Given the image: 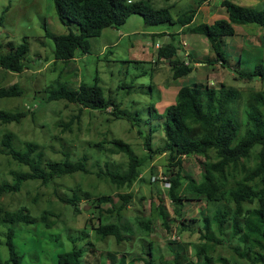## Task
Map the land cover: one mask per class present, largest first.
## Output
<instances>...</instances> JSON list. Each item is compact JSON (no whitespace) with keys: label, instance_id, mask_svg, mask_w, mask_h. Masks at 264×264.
Segmentation results:
<instances>
[{"label":"rangeland","instance_id":"rangeland-1","mask_svg":"<svg viewBox=\"0 0 264 264\" xmlns=\"http://www.w3.org/2000/svg\"><path fill=\"white\" fill-rule=\"evenodd\" d=\"M148 1L157 8L171 6L175 16L191 9L196 10L197 3V0ZM223 1L209 0L199 8L195 22L213 24L218 19H227ZM229 1L258 10L264 8V0ZM163 29L179 34L182 45L175 40L174 43L179 46L180 57L187 59L188 63L190 61L186 55L190 54L191 59L196 61L192 65L194 72L178 81L172 78L170 60L158 59L156 48L158 43L162 46L173 40L159 34L153 41L150 37L152 33ZM235 29L236 35L226 40L230 68L209 64L210 59L215 60L216 54L204 37L178 28V25H146L144 17L140 15H133L125 25L105 29L101 36L92 38L89 54L77 51L76 58L68 64L54 63L55 43L46 38V31L54 35L68 33L67 27L58 18L54 1L0 0L2 48L8 42L19 45L24 38L30 44L28 69L25 72L14 74L0 69V87L18 85L24 92L20 97L1 100L0 109L16 112L25 108L32 111L20 123L0 124V139L7 133H13L17 148L25 149L27 143L39 145L46 160H66L65 154L68 153L75 162L86 157L87 168L91 172L56 178L51 185H45L41 180H29L19 192L0 196V206L5 210L27 208L32 217L38 220L11 226L15 231L14 243L22 256L21 264H59L60 254L86 246L87 253L82 264H110L113 260L118 264H150L147 241L153 243L156 252L152 257L153 261L156 260L154 264H177V261L188 264L187 261L196 259L193 247H200L204 243L200 241V231H203L200 215H213L217 209L206 201H189L181 212H177L169 197V181L175 176L171 175L168 168V155L158 154L148 158L144 142L146 135L151 137L149 133L152 131L156 149L165 143L164 122L155 114H150L152 105L159 102L160 105L156 104L155 107L162 113L168 99L175 97L178 89L195 84L215 89L226 85L227 89L239 91L241 99L232 104L234 114L242 125L241 132H244L245 100L249 94L263 91L264 83L248 80L239 74L238 60L240 57L248 60L250 67L261 55L264 56V28L247 25ZM55 82L69 83L74 88H78L81 82L88 85L97 83L103 89L105 98L118 104L120 108L117 115L123 117L117 119L112 114V108L108 111H92L63 100L48 103L45 100L46 90L57 85ZM114 138L130 144L136 156L146 159L142 179L130 188L118 189L108 179L98 176L100 171L105 172L108 167L121 172L127 169L128 156L108 143ZM259 151L260 147H256L251 158L245 160L248 172L256 166ZM204 165L205 158L187 156L184 158L182 175L186 179L203 181ZM20 169L29 171V167H19L13 158L0 154V183H12L13 173L22 172ZM237 174L238 178L245 176L242 171ZM255 183L259 192L264 190L263 183L259 180ZM74 191L83 201L80 211L67 204ZM85 192L90 193L88 200L84 196ZM129 193L134 199L121 217L117 212L109 214L111 204H102L100 208L97 206V199L101 196L111 195L114 204H119L122 202L119 194ZM259 204L256 200L252 207ZM46 211L55 215L49 217L53 227H48L40 220ZM162 211L168 216L169 228L163 222ZM100 212H104L109 223L127 224L131 228L135 227L138 218L149 219L152 222L151 232H143L142 239L134 231L135 235L125 236L120 243L114 236L102 239L96 233ZM183 224L186 229L180 234L179 229ZM8 228L9 225L0 222V264H7L10 257L6 245ZM229 233L227 231V235ZM84 237L86 239L81 241ZM73 238L80 240L73 241ZM239 242L231 239L229 244L218 248V253L228 258L230 264L248 262L238 255L244 250ZM238 246L240 250H236ZM177 252L182 253L183 257L181 255L180 259L175 260ZM256 252L264 254L259 248H256Z\"/></svg>","mask_w":264,"mask_h":264},{"label":"trees","instance_id":"trees-1","mask_svg":"<svg viewBox=\"0 0 264 264\" xmlns=\"http://www.w3.org/2000/svg\"><path fill=\"white\" fill-rule=\"evenodd\" d=\"M53 1L60 22L69 30L66 35H53L46 31V36L55 43L54 63L58 61L68 64L76 58L77 51L85 55L89 54L92 38L101 36L105 29L125 25L133 15L143 16L146 25L149 26L178 25L193 34L208 38L216 54L215 60H210L211 63H220L226 68L231 67L226 52V40L236 35L235 27L256 25L264 28V9L257 10L254 7L238 5L229 0L222 2V6L228 13V19H218L213 24H195L197 10L191 9L189 12L174 17L171 7L157 8L147 0ZM206 1L208 0H197L198 8ZM170 37L173 41L160 49L158 59H170L172 78L177 80L191 75L194 70L192 65L196 61L189 57L190 62L187 64V60L180 57L179 46L174 43L176 35L171 34ZM29 53L30 44L27 38H24L19 45L12 42L6 43L4 48L0 45V69L14 74L23 73L28 69L27 56ZM238 64L241 71L237 70V72L244 78L264 83L263 55L250 67H248L249 61L242 57L239 58ZM56 84V87L52 85L46 90L48 93H46L45 100L48 103L63 100L92 111H108L112 108V114L117 119L123 117L117 115V110L120 108L118 104L106 99L103 89L97 83L88 85L81 82L78 88L71 87L69 83L64 82ZM23 94V90L18 85L8 88L0 87V101L20 97ZM240 99V92L227 89L226 85H221L218 89L208 85H192L182 87L176 96L175 104L168 106L163 113L155 107L158 102L150 109L151 115L155 114L164 122L165 143L156 149L152 141V131H150L151 137L146 135L144 149L148 153V158H153V155L158 154L168 155V168L171 175L175 176L169 181L171 185L169 197L177 212H181L185 203L189 201H206L217 209L213 215H200L199 220L201 230H203L200 231V241L204 243L200 247L194 245L196 259L187 261L188 264H230L228 258L218 253V248L229 244L231 239H237L243 246L244 250L238 255L248 260L245 264H264V254L256 252V248L264 251V195L261 194V192L264 194V190L259 192L255 183L259 180L264 184V90L249 94L245 100L244 132H241L242 125L234 114L232 104ZM29 112L32 111L25 108L16 112L0 109V124L20 123ZM13 138V133H7L0 139V154L13 158L18 162L19 167H29V171L20 169L22 172L13 173L12 183L1 182L0 196L19 192L23 184L29 180H41L45 185H51L56 178L74 176L78 172L91 173L87 168L86 157L75 162L68 153L65 154L66 160H46V155L40 150L39 145L27 143L25 149L19 147L18 149ZM108 143L128 156L127 169L121 172L112 171L108 167L105 172L100 171L98 176L108 179L118 189L130 188L142 174L146 159L143 158V160L136 156L130 144L121 139L114 138ZM256 147H260L256 155L257 163L248 172L245 160L251 158ZM184 156L205 158L203 181L186 179L182 175ZM239 171L245 175L243 178H238ZM84 196L87 197L86 200L91 197L88 192H85ZM119 198L122 202L114 204L111 195L101 196L97 199V206L100 208L102 204H111L109 214L117 212L121 217L122 212L127 210V206L134 198L131 193L119 194ZM256 200L260 204L252 207ZM82 203L76 191L67 201V204L77 211H80ZM50 216L55 217L52 212L46 211L40 220L48 227H53V222L49 220ZM162 216L165 226L169 228L167 214L162 211ZM35 221L38 220L32 217L27 208L8 211L0 206V222L9 225L6 245L10 257L7 264L22 263V256L14 243L13 225L16 223L29 224ZM151 225L152 222L149 219L140 218L137 219L134 228L127 224L122 226L109 223L104 212H100L96 233L102 239L114 236L120 243L124 241L125 236L135 235V232L143 239L142 233H150ZM185 229L186 226L183 224L179 229L180 234ZM227 231H230L229 235ZM75 239L80 240L73 238V241ZM85 239L86 237L81 241ZM147 242L151 257L148 261L154 264L156 260L153 261V258L156 252H154L153 243ZM86 248L87 246L84 249L75 247L72 251L60 254L59 264H82V259L87 253ZM236 250H240V246ZM181 255L183 257L182 253H175V260L180 259ZM110 264L118 263L113 260ZM177 264H180L179 261Z\"/></svg>","mask_w":264,"mask_h":264},{"label":"clouds","instance_id":"clouds-1","mask_svg":"<svg viewBox=\"0 0 264 264\" xmlns=\"http://www.w3.org/2000/svg\"><path fill=\"white\" fill-rule=\"evenodd\" d=\"M207 2H209V0L208 1H206V2H204L203 4H202V6L205 4V3H207ZM232 2V1H231ZM234 3V2H233ZM236 4V3H235ZM171 7V6H170ZM201 7V6H200ZM223 7V6H222ZM158 8H161V7H158ZM172 8V7H171ZM195 8V7H194ZM224 8V7H223ZM226 9V8H225ZM264 9V8H263ZM263 9H261V10H263ZM196 10H197V14H196V17H197V15H198V13H199V8H198V6H197V4H196ZM258 10V9H257ZM171 12H172V9H171ZM172 14H173V12H172ZM228 14V13H227ZM174 17H177V16H175V15H173ZM196 17H195V20H196ZM228 19V18H227ZM195 20H194V23L195 24H201V23H196L195 22ZM166 25H168V26H172V25H170V24H166ZM237 27H239V26H237ZM178 28H180L179 26H178ZM236 28V27H235ZM182 29V28H181ZM67 31L69 32V30H68V28H67ZM159 32V31H158ZM50 33V32H49ZM158 34L160 35V36H166V37H169V38H167V39H169L170 41H172L173 39L170 37V35L171 34H175L176 35V38H175V42H177L178 44H181V41L178 39V37H179V34L178 33H172V32H170L169 34H167V33H157L156 35L155 34H151L150 35V37H151V40L153 41L154 40V38L155 37H157L158 36ZM54 35V34H53ZM64 35H66V34H64ZM197 35V34H196ZM199 36V35H198ZM200 36H202V35H200ZM202 37H204V36H202ZM46 38H48L47 36H46ZM205 39H207L208 40V38H206V37H204ZM228 39V38H227ZM208 42H209V40H208ZM177 44V45H178ZM209 44H210V42H209ZM165 45H167V44H165ZM165 45H162V46H160L159 45V43L156 45V48L158 49V53H159V51H160V49L162 48V47H164ZM182 45V44H181ZM210 46H211V44H210ZM212 47V46H211ZM183 53V51H181V54ZM188 54V53H187ZM187 57H191V55L190 54H188V55H186ZM181 58H183V57H181ZM168 60V59H166V58H161V60ZM185 59V58H184ZM170 60V59H169ZM185 60H187V59H185ZM211 60V59H210ZM213 60V59H212ZM188 61H189V58H188ZM58 62V61H57ZM62 63H64V62H62ZM64 64H66V63H64ZM154 64H156L155 62H154ZM187 64H189V62L187 63ZM209 64H211V61H209ZM218 64H220V63H218ZM25 72V71H24ZM193 72H194V70H193ZM185 78V77H184ZM180 79H182V78H180ZM180 79H177V80H175V81H178V80H180ZM195 85H199V86H201L200 84H195ZM185 87V86H184ZM182 88V87H181ZM180 88V89H181ZM180 89H178V91H177V94H178V92H179V90ZM177 94H176V96H177ZM176 96H175V102H176ZM175 102L173 103V104H175ZM159 103V102H158ZM171 103V102H170ZM173 104H171V105H173ZM158 105H160V104H158ZM168 106H170V105H168ZM167 106V107H168ZM166 107V108H167ZM166 108H163V112L165 111V109ZM162 112V113H163ZM187 156H184L183 157V159L184 158H186ZM142 174L140 175V177H139V179L138 180H140V179H142ZM170 187H171V185H170V182H169V189H170Z\"/></svg>","mask_w":264,"mask_h":264},{"label":"crops","instance_id":"crops-1","mask_svg":"<svg viewBox=\"0 0 264 264\" xmlns=\"http://www.w3.org/2000/svg\"><path fill=\"white\" fill-rule=\"evenodd\" d=\"M169 30H170V29H163V30H161V31H159V32L152 33V35H153V34H157V33H162V32H163V33H167V34H169V33H170ZM197 36H198V35H197ZM167 38H169V37H167ZM192 50H193V49H192ZM171 101L174 103V102H175V97H173V98H171V99L169 98V99H168V102H167V105H166L164 108H166L168 105L173 104V103H170Z\"/></svg>","mask_w":264,"mask_h":264}]
</instances>
